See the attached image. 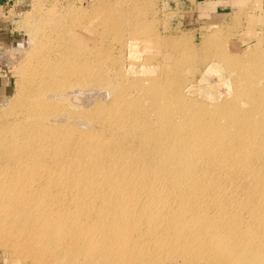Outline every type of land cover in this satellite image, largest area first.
<instances>
[{
  "label": "rangeland",
  "instance_id": "rangeland-1",
  "mask_svg": "<svg viewBox=\"0 0 264 264\" xmlns=\"http://www.w3.org/2000/svg\"><path fill=\"white\" fill-rule=\"evenodd\" d=\"M177 1L19 0L5 9L0 264H66L43 233H15V223L75 210L70 223L89 208L103 219L89 230L121 229L114 247L123 254L133 239L147 242L138 254L170 264L264 253V74L255 76L264 0L187 13ZM152 82L165 100L146 92ZM186 180L193 188L174 191ZM170 213L192 216L213 240L177 241L172 223L162 225ZM86 245L89 255L107 250Z\"/></svg>",
  "mask_w": 264,
  "mask_h": 264
},
{
  "label": "bare ground",
  "instance_id": "bare-ground-1",
  "mask_svg": "<svg viewBox=\"0 0 264 264\" xmlns=\"http://www.w3.org/2000/svg\"><path fill=\"white\" fill-rule=\"evenodd\" d=\"M256 58L257 60H260V61L263 59L260 56L259 57L257 56ZM247 60H248V57H247ZM254 60L256 59L254 58ZM249 62L250 61H248V63ZM259 65H255L256 78L259 77V75L264 74V64L263 65L261 64L260 68H259ZM26 73L27 75H29L28 70H26ZM157 83L158 82H152L153 85L150 86V89H147L146 92L150 94L151 96L153 95L162 100H165V98L161 97V94L159 92L161 89V86L159 87L160 88L159 89L158 88L159 85ZM255 92L256 91H254L253 93ZM161 93H163L164 95L163 89H161ZM144 95H147V94H144ZM150 95H149V98H150ZM247 97L249 96L246 95L245 97L246 101L248 100ZM253 99H255L254 96H253ZM259 106H260V103L257 104L255 108H259ZM186 181L187 182H179V184L175 186L174 191H178L183 194L184 192H188V190L191 189V187L193 188L191 183H189L190 180H186ZM153 190L157 191V188H154ZM130 192L133 193V190H130ZM84 204L85 203H83V205ZM90 210L95 212V210H92L91 208H89L87 212H79V213L78 211L75 212V215H77L81 220L78 221L77 217L76 218L74 217V219L70 223H67V220L65 219L68 216H71V217L74 216L73 211L75 210H70V212L67 213L66 217L64 218L65 221L59 218H56L55 220L51 218L49 221L47 220H43V221L28 220L23 225L20 222V218H18L17 223H15V227L13 228V231H15V233H19V232L26 233L27 231H29L30 233H35V232L43 233L45 235V237L43 238L45 239H43L41 243H43L45 247L48 246V248L46 249L47 251H49V253H51L55 258L60 259L63 263H66V264H78L80 263V260L83 261V258L87 259L88 264H96L98 261H101V264H170V262L172 261L171 258L165 257V255L163 254H159L158 252H151L149 250H143L144 254H138L136 250L138 249L137 247L139 246L140 249H142L143 246H140V245L147 243V242H143V240H140V239H133V242L130 243L133 249L131 250V252H129L128 250L124 252L123 254V252L121 251L123 250V248L119 246H117L116 248L114 247L116 243H118L120 240L124 238V234H120L119 236L117 235V231L121 232V229H110L105 232H102L99 229L89 230L91 226H89L88 228V225H92L93 222H96V226H97L98 222L103 221V219L99 220L101 219L100 215L99 216L91 215ZM13 218H14V215H13ZM4 219L7 221L12 220V218H10V215H8ZM164 221L166 222H164L162 225L168 226L169 223H172L171 226L173 227V230L175 231V233H173L175 235L174 238L177 239V241L179 242H185V241L191 240V241H200V242L206 243L208 241L211 242L214 238L212 233L207 231L205 228L201 226H196L192 216H183V215L181 216L180 214L175 216L174 213H170L169 215L166 216ZM80 223H82L85 230H82L84 228L78 227L77 224H80ZM100 225L101 224L99 223L98 226ZM186 229H189V230H186ZM42 230H46L47 232L45 233ZM78 232H81V233L84 232L83 235L86 234L88 237L93 236L97 233H100L98 234L100 237L99 238L90 237L87 239L83 235H81L80 237L78 235L79 234ZM112 233H114L116 237ZM17 235L21 237L23 236V234H17ZM149 238L151 239L152 236H149ZM164 240L168 241L170 239L165 238ZM102 242H103V245H100ZM86 244L98 245L97 246L98 248L101 246H105L103 249L105 250L107 249V250L103 251L102 255H98V253L96 252L89 255L86 252H88V249H90L91 247H87ZM108 248H111V249H108ZM244 252L245 251H243L242 254L241 253L237 254V256H239V260H241L239 261L240 262L239 264H264V253L257 254L256 252H253L251 255H248L247 253H244ZM113 256L119 257V258L113 259L114 258ZM121 257L122 259H120Z\"/></svg>",
  "mask_w": 264,
  "mask_h": 264
},
{
  "label": "crops",
  "instance_id": "crops-1",
  "mask_svg": "<svg viewBox=\"0 0 264 264\" xmlns=\"http://www.w3.org/2000/svg\"><path fill=\"white\" fill-rule=\"evenodd\" d=\"M19 0H0V38H2L9 31L8 16H5V9L11 7ZM245 0H178L176 4L179 5L182 13L187 11L197 12L198 8L205 7L208 9L221 10L229 9L233 3L242 6ZM251 1V0H250ZM240 7V8H242ZM195 9V10H194ZM11 91V80L5 69L0 64V98L8 96Z\"/></svg>",
  "mask_w": 264,
  "mask_h": 264
}]
</instances>
